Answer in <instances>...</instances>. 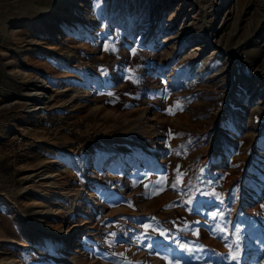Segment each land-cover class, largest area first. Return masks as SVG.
<instances>
[{
    "label": "rangeland",
    "instance_id": "rangeland-1",
    "mask_svg": "<svg viewBox=\"0 0 264 264\" xmlns=\"http://www.w3.org/2000/svg\"><path fill=\"white\" fill-rule=\"evenodd\" d=\"M233 257L264 260V0H0V264Z\"/></svg>",
    "mask_w": 264,
    "mask_h": 264
},
{
    "label": "bare ground",
    "instance_id": "bare-ground-1",
    "mask_svg": "<svg viewBox=\"0 0 264 264\" xmlns=\"http://www.w3.org/2000/svg\"><path fill=\"white\" fill-rule=\"evenodd\" d=\"M233 29H236V24L233 23L232 24ZM35 87L37 92H35V94L37 95L38 98H43L44 97V90L48 89L49 86L46 85V83L44 82V80L37 78V80L35 81ZM40 90V91H39ZM36 105V104H35ZM38 108H33L31 111H34ZM42 177L40 178V180H44V184L48 185V186H55L56 185V180L58 179V174H41ZM43 184V185H44ZM60 194H64V192H59ZM89 197H93V195L91 193L87 194ZM93 202H97L96 199L92 198ZM79 226L77 225H72L69 228L65 229V231L62 234H55L54 238H55V244L57 245V247L64 253V255H69V248L67 246L68 241H70L72 239L73 234L77 231ZM48 234H52L54 235L55 233V229H53L52 227H49L48 229ZM72 244V243H71ZM63 249V250H62ZM74 253V252H73ZM11 264H17V261H12ZM263 264H264V260H263Z\"/></svg>",
    "mask_w": 264,
    "mask_h": 264
},
{
    "label": "snow or ice",
    "instance_id": "snow-or-ice-1",
    "mask_svg": "<svg viewBox=\"0 0 264 264\" xmlns=\"http://www.w3.org/2000/svg\"><path fill=\"white\" fill-rule=\"evenodd\" d=\"M177 107H178V106H177ZM167 111H168L169 114H174V110H173V109H168ZM177 173H178V175H177V180H176L175 183H173V184L171 185L172 188H176L177 185H178V183L180 182V175H181V174L179 173V169H177ZM156 183H157V184H161V188L159 189V191H163V190H164L163 185L167 183V178H166V177H161L160 180H157V181H156ZM155 194H159V192H157V193H155ZM185 203H191V201H190V200H189V201H185ZM147 227H148V226L145 225V228H147ZM237 231H238V230H237ZM193 234H196V233H193ZM161 235H164V233H161ZM181 247H183V245H182ZM233 259H236V260H237V264H239V261H238V259H237L236 257H233Z\"/></svg>",
    "mask_w": 264,
    "mask_h": 264
},
{
    "label": "built area",
    "instance_id": "built-area-1",
    "mask_svg": "<svg viewBox=\"0 0 264 264\" xmlns=\"http://www.w3.org/2000/svg\"><path fill=\"white\" fill-rule=\"evenodd\" d=\"M18 140H20V138Z\"/></svg>",
    "mask_w": 264,
    "mask_h": 264
}]
</instances>
